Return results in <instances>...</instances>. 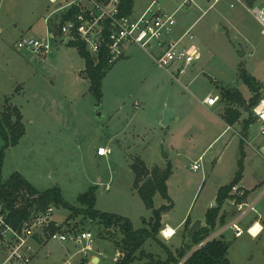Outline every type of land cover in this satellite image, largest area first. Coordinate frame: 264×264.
I'll return each mask as SVG.
<instances>
[{"label":"rangeland","instance_id":"374dc122","mask_svg":"<svg viewBox=\"0 0 264 264\" xmlns=\"http://www.w3.org/2000/svg\"><path fill=\"white\" fill-rule=\"evenodd\" d=\"M193 1L176 13L181 20L185 11L188 18L193 10L191 23L203 15L191 31L195 39L182 43L201 52L187 72L177 78V64L160 68L152 54L157 51L154 44L148 51L133 45L104 77L100 99L83 74L85 59L76 47L60 41L64 39L59 30L61 11L54 12L48 0H0V110L9 99L20 108L25 124L19 143L5 151L1 180L18 171L40 190L60 187L66 201L78 207L79 196L95 186L96 208L127 216L138 229L148 225L145 220H151L153 210L145 206L134 186V158L139 156L148 164L157 162L163 168L170 162L173 173L168 187L173 207L165 214L168 221L162 219L159 232L165 246L149 238L144 249L152 253V263L151 258L140 256L133 264H154L169 257L183 264L195 250L185 243L188 229L197 219L206 221V211L216 205L219 188L234 179L242 158L245 185L251 187L246 199H257L264 188V136L259 134L253 112L243 111L231 128L221 117L228 105L222 99V86L239 89L246 99L255 94L243 77L244 70L262 85L259 96H264V27L251 11L264 9V0L252 5L247 0H204L202 10ZM137 2L143 9L151 0ZM182 2L161 0L160 6L172 12ZM49 16L56 35L50 40V52L43 56L18 49L20 38L46 35L44 21ZM210 94L220 95L215 106L203 102ZM167 109L174 115L165 124ZM249 117L255 122L246 135L243 121ZM100 144L111 146L113 153L99 156ZM3 145L0 138V150ZM201 156L202 167L194 170L192 166ZM162 204L168 201L157 194L155 207ZM222 210L226 222L236 211L229 199ZM257 210L264 227V195ZM69 215L70 210L60 206L54 217L65 228H87L97 237L95 250L83 255L80 264L90 263L95 256L101 259L96 264H115L123 257L117 249L123 236L120 231L113 229L109 236L97 220L91 222L83 214L64 222ZM188 217L189 228L183 232L178 228L179 234L166 241L162 229L168 223L176 227ZM257 219L258 213L247 215L241 223L245 233L240 237L231 230L221 236L229 244L231 264H264V231L257 237L247 232ZM69 247L72 252L77 250L71 243ZM44 252L49 254L44 256ZM64 254L60 244L49 243L42 249V256L53 262L63 263Z\"/></svg>","mask_w":264,"mask_h":264},{"label":"built area","instance_id":"2783aa9c","mask_svg":"<svg viewBox=\"0 0 264 264\" xmlns=\"http://www.w3.org/2000/svg\"><path fill=\"white\" fill-rule=\"evenodd\" d=\"M48 1L55 8L54 12L61 11L60 14L63 17L59 30L64 39L60 41L67 45L72 42H82L92 57L99 61L102 56H105L110 66L124 57L130 45H139L147 51L155 45L154 49L158 52L155 51L152 54L157 65L160 68L170 69L173 64H177L176 71L180 73H184L187 67L201 57L198 48L182 44L185 39L194 40V35L190 30L176 40L168 38L173 34L177 25V10L170 12L164 9L160 6L161 0H151L147 8L138 15L123 14L120 9L121 0ZM182 1L179 7L193 0ZM251 11L264 27V9L255 7ZM51 20L50 16L46 19L45 36L22 37L16 42L18 49L26 48L40 55H47L51 49L50 40L56 37L50 26ZM219 101V94H210L203 102L208 106H215ZM252 112L260 125L259 134L264 136V119H261V116H264V96L259 98ZM229 127L232 126L229 125ZM112 153L113 149L109 145H100L97 148L99 156L108 157ZM261 155L264 158V147ZM202 161L203 156L194 163L192 168L200 169ZM247 191L248 189L240 184L233 186L231 191L233 196L229 201L236 210L235 214L216 234L197 244L195 250L214 238L224 236L229 230L236 237L242 236L245 230L241 223L252 212L258 213L259 219L251 223L247 232L253 237L261 233L263 228L259 229L254 236L252 228L260 222L261 213L257 210V203L264 195V188L257 199H246ZM239 198L244 199L239 200ZM56 209V206L50 205L45 210H33L21 223H16L11 218L9 206L0 197V264H80L81 258L93 252L97 243V237L93 231L87 228L80 231L65 228L64 224L54 217ZM53 224L58 229L52 231ZM168 228L173 230V234L165 236L163 231ZM176 233L177 229L168 224L162 229V235L167 240H170ZM49 243L60 244L65 249L63 263L49 261L47 257L42 256V249ZM70 243L77 249L75 252L71 251ZM46 253L49 254V252H44V256L48 255Z\"/></svg>","mask_w":264,"mask_h":264},{"label":"trees","instance_id":"16d2710c","mask_svg":"<svg viewBox=\"0 0 264 264\" xmlns=\"http://www.w3.org/2000/svg\"><path fill=\"white\" fill-rule=\"evenodd\" d=\"M249 5L253 4V0H247ZM135 0H121L120 9L125 15L132 14L134 11ZM69 46L76 47L80 55L85 59V69L83 74L91 83V91L98 97L102 98L103 79L111 69L105 56L99 61L88 53L84 43L72 42ZM243 77L250 88L260 85L252 76L243 71ZM259 93H255L250 99H246L239 89L233 88L230 93L222 91V99L228 103L223 113L222 119L230 126L237 123L243 111L252 113V108L259 100ZM255 122L253 117L244 119V134H248V130ZM25 134V124L23 122V114L20 108L14 105L9 99L2 110H0V138L4 145L0 150V197L7 203L10 208V215L14 222L21 223L26 219L33 210H45L50 205L56 207H64L70 210V215L64 222H69L75 215L83 214L84 218H88L91 222L98 221L105 229L106 233L111 236V230L120 231L122 238L118 241V254H123L115 264H133L136 260L147 256L151 258L152 253H146L144 244L149 238L165 244L159 238V232L163 226L162 219L164 215L173 207V203L169 194L168 180L173 173L172 164L169 162L167 167L155 165L149 167L146 162L139 156L134 158L132 169L135 174L134 186L140 194L145 206L153 210V216L145 227L135 229L132 220L121 214L103 212L96 208L97 187H91L87 192L79 196L81 207L70 204L63 197L60 187L54 186L46 190L37 188L26 176L16 171L10 175L5 181L1 180L2 163L5 151L19 143ZM243 149V142L241 143ZM243 158L239 161V169L234 179L227 185L221 186L216 196V205L206 211V224L194 236L196 244L201 243L218 227H223L227 222L226 212L222 210L226 201L232 198L231 191L234 185L239 184L244 174ZM160 194L168 204H162L155 207V197ZM248 196V191L246 193ZM245 196V198H246ZM244 198H239L243 200ZM188 217L185 221L186 230L191 224ZM220 227V228H221ZM58 229L52 226L51 230ZM229 244L223 237L214 238L208 241L201 248L195 250L192 255L183 264H231L227 253ZM138 253L140 255H138ZM171 254V253H170ZM169 257L166 261L158 260L154 264H164L169 261H175L177 264L180 260H172ZM87 264V261L83 262Z\"/></svg>","mask_w":264,"mask_h":264},{"label":"crops","instance_id":"0c3cea01","mask_svg":"<svg viewBox=\"0 0 264 264\" xmlns=\"http://www.w3.org/2000/svg\"><path fill=\"white\" fill-rule=\"evenodd\" d=\"M195 2L194 3H196V4H194V5H196V7L198 8V9H200V10H202L203 9V7L205 6V1L204 0H194ZM208 1H210V0H208ZM256 0H253V4H254V2H255ZM258 1H260V0H257L256 1V3L258 2ZM137 0H135V6H134V11H133V13L134 14H136V15H138V14H140L141 12H143L146 8H138V5H137ZM217 3V2H216ZM255 3V4H256ZM180 5H178L177 7H176V9H174V10H177V11H179L182 7H179ZM173 10V11H174ZM192 13H191V15L187 18V15L189 14L188 13V11H185L184 13H183V16H182V18H181V20H182V22H181V20H179V19H177V17H176V19H177V25H176V27H175V29H174V32H173V34L172 35H170L168 38L170 39V40H176V39H178V38H180L186 31H188V30H190V32L192 31V29H193V26H194V24L203 16L202 14H201V16H199L197 19H196V21L194 22V23H191L190 21H191V16H192V14H193V10H190ZM202 12V11H201ZM177 13V12H176ZM184 20V21H183ZM45 23H46V18H45V21H44ZM189 26V28L188 29H186L185 30V27H188ZM263 32H264V29L262 30ZM3 33V28H1L0 27V34H2ZM194 39H195V36H194ZM131 46H133V45H130V46H128L127 47V51H126V53H125V55H124V57H126L127 56V53H128V50H129V47H131ZM123 57V58H124ZM122 58V59H123ZM189 67H187V69H188ZM85 69V68H84ZM83 69V70H84ZM187 69H186V71L184 72V73H186L187 72ZM175 71L174 72H176L177 74H176V77L178 78L180 75H182V74H184V73H180V72H177L176 71V69H174ZM204 101V100H203ZM174 115V114H173ZM173 117V116H172ZM172 117H171V119H172ZM171 119L168 121V122H170L171 121ZM100 145H108V144H100ZM155 164H148V162L146 163L149 167H152V166H155V165H158V163L157 162H154ZM159 166V165H158ZM241 186H243V187H245V188H247L248 190L249 189H251V187H248V186H246L245 185V175L243 174V178L241 179V181H240V183H239ZM251 199H253L252 197H251ZM168 219H169V217L167 218V221H168ZM202 220H204V218L202 219ZM185 221H186V219H184L183 221H181L176 227H173V226H171V224L170 223H168V225L170 226V227H172V228H175V229H177V233L170 239V240H172L175 236H177L178 234H179V231L181 230V232H183V230H184V228H185ZM255 221V220H254ZM251 225V224H250ZM249 225V226H250ZM248 226V227H249ZM263 226V225H262ZM178 228L180 229V230H178ZM263 231H264V227H263V230L261 231V233H259V235L258 236H260L262 233H263ZM181 234V237L183 236L182 235V233H180ZM253 237V236H252ZM165 239V238H164ZM166 241H170V240H167V239H165Z\"/></svg>","mask_w":264,"mask_h":264},{"label":"water","instance_id":"95a60500","mask_svg":"<svg viewBox=\"0 0 264 264\" xmlns=\"http://www.w3.org/2000/svg\"><path fill=\"white\" fill-rule=\"evenodd\" d=\"M242 55H244V51L240 52ZM262 89V85H258L252 88L254 93H258L260 92ZM222 90L226 91V93H230L232 91V88L230 87H225L222 86ZM173 111L170 109H167L165 112V116H164V120L163 123H168V121L171 119V117L173 116ZM168 218L167 215H164L163 217V222ZM206 224V222H204L202 219H197L196 221H194L192 223V225L190 226V228L187 231V235H186V239H185V243L191 247L192 249H195L197 247L196 242L194 241V236L197 234V232L201 229L202 226H204ZM195 251V250H194ZM193 251V252H194ZM192 252V253H193ZM191 253V254H192ZM100 257L99 256H95L93 257L92 261L88 264H96L100 262Z\"/></svg>","mask_w":264,"mask_h":264},{"label":"clouds","instance_id":"9594fccd","mask_svg":"<svg viewBox=\"0 0 264 264\" xmlns=\"http://www.w3.org/2000/svg\"><path fill=\"white\" fill-rule=\"evenodd\" d=\"M261 119H264V116H261ZM163 234H164L165 236H170V235L173 234V230H172L171 228H168L167 230H164V231H163ZM253 235L255 236L256 233H253Z\"/></svg>","mask_w":264,"mask_h":264},{"label":"bare ground","instance_id":"6f19581e","mask_svg":"<svg viewBox=\"0 0 264 264\" xmlns=\"http://www.w3.org/2000/svg\"><path fill=\"white\" fill-rule=\"evenodd\" d=\"M261 228H263V227H262V224H261V222H258V223H256V224L253 226V228H252V232H253V233H257V232L259 231V229H261Z\"/></svg>","mask_w":264,"mask_h":264}]
</instances>
